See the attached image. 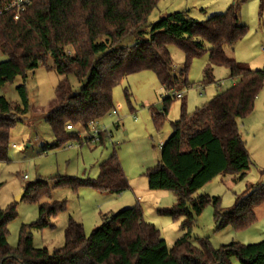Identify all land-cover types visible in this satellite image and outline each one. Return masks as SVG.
<instances>
[{"label": "trees", "instance_id": "obj_1", "mask_svg": "<svg viewBox=\"0 0 264 264\" xmlns=\"http://www.w3.org/2000/svg\"><path fill=\"white\" fill-rule=\"evenodd\" d=\"M11 1L0 0V9ZM157 1L29 0L16 19L13 9L0 14V54L7 57L0 61V87L17 76L22 79L15 87L18 103L0 96V161L7 160L11 127L30 108L27 74L45 65L48 57L53 70L62 76L55 87L54 102L43 111L55 139L50 148H57L67 139L81 142L78 133H71L66 124L86 130L89 121L99 120L114 109L112 90L126 75L148 69L166 91L173 90L189 84L191 60L207 51L201 82H212L213 68L223 66L234 83L190 113L182 101L179 117L170 122V135L160 144V160L144 173L149 189L168 190L177 196L172 206L158 208L157 213L179 221L182 235L167 247L159 229L143 219L137 203L103 215L88 236L80 223L68 220L63 245L49 252L32 246L30 231L51 225L49 217L64 205L42 202L38 219L22 224L16 246L10 247L6 225L16 216L15 205L10 204L0 208V264H233L234 260L264 264V238L213 247L208 236L191 237L196 219L208 205L213 209L216 230L230 227L240 231L254 223L253 210L264 202V182L249 185L226 209L220 206L218 196L197 194L217 176L243 178L251 165L239 120L252 113L255 98L264 87V71L253 70L225 52L226 46L233 48L245 35L247 27L239 22L235 3L204 20L180 10L149 24L148 15ZM169 44L184 54L178 73L173 71ZM68 74L79 81L78 91H72ZM173 99L164 95L162 108L151 113L157 130ZM100 138L102 141L104 135ZM49 183L40 179L28 183L22 198L36 201L47 196ZM53 183L74 190L90 187L101 193H121L129 188L114 149L99 163L96 178L57 176Z\"/></svg>", "mask_w": 264, "mask_h": 264}, {"label": "rangeland", "instance_id": "obj_2", "mask_svg": "<svg viewBox=\"0 0 264 264\" xmlns=\"http://www.w3.org/2000/svg\"><path fill=\"white\" fill-rule=\"evenodd\" d=\"M230 1L238 6L239 22L247 27V32L233 48L226 46L225 52L235 61L253 70L264 71V51L260 49L264 43V10H260L261 0ZM179 2H182V5L187 4L184 9L188 11L189 16L197 20H204L215 14L210 12L214 6L210 0H158L148 15L147 22L150 24L168 13L180 11L182 8L179 7L183 6H178ZM208 46L206 44L205 48ZM167 49L173 61V71L178 73L182 68L184 54L175 44L167 45ZM6 58L0 54V61ZM207 61V51L191 60L187 70L189 84L172 90L182 92L184 97L182 100L174 98L170 102L159 130L153 125L151 112L162 108L161 101L166 95V90L153 71L141 70L126 75L114 86L112 100L117 113L109 112L97 122L98 128L106 130L110 137L106 136L98 142L81 143L76 138L67 139L57 148H50L55 139L44 119L43 111L54 102L55 87L62 76L53 70L50 57L46 59L45 65L28 72L25 83L30 108L22 120L15 122L11 127L7 160L0 161V208L5 209L14 204L16 211L15 218L6 225L7 244L10 247L16 246L20 226L29 225L38 219V206L42 202H63L64 205L61 211L49 217L51 225L30 231L32 246L46 248L49 252L63 245L64 228L68 220L80 223L88 236L100 225L103 215L108 214L109 210L116 212L138 203L143 211V219L153 223L159 229L167 247H171L182 235V228L179 221L159 215L157 209L172 206L177 201V196L172 191L149 189L144 173L160 160V144L171 133L170 122L179 117L181 102L184 101L186 111L190 113L231 85L229 71L223 66H215L213 81L203 84L201 80ZM67 79L72 91H78L80 83L76 76L68 74ZM21 81V77L17 76L13 82L1 86L0 96L13 104L18 103L15 87ZM252 118H257L256 125L252 123ZM70 132L79 133L83 138L87 134L81 126H74ZM239 132L248 147H252L260 139L264 142V87L255 98L252 113L239 120ZM113 149L129 184L125 191L101 193L90 187L74 190L69 186L54 185L53 178L57 176L96 178L99 163L108 157ZM259 156L263 157L259 160L261 166L259 167L250 156L251 165L243 178L232 180L230 174L217 176L203 185L197 194L218 196L222 208L231 207L236 196L244 193L249 185L260 181L261 175L264 174V155ZM24 175L26 178H23ZM39 179L50 182L47 196L36 201L22 196L16 199L24 193L28 183ZM231 232L229 227L215 229L213 209L208 205L196 219L191 237L208 236L211 245L218 247L231 241ZM233 263L239 264L236 260Z\"/></svg>", "mask_w": 264, "mask_h": 264}, {"label": "crops", "instance_id": "obj_3", "mask_svg": "<svg viewBox=\"0 0 264 264\" xmlns=\"http://www.w3.org/2000/svg\"><path fill=\"white\" fill-rule=\"evenodd\" d=\"M210 1H212L213 2L212 4H214L212 10H210V12H213V13H218V12L222 13V12H224L226 10V8L228 6L231 5V3H230L231 1L230 0H210ZM202 5H200V7ZM178 6H183V7H179V8H182L181 10H186L184 8L187 7L188 5L187 4L182 5V2H179ZM233 83H234V80H232L231 84H233ZM183 97H184V95H182V98H180V99H183ZM185 108H186V106H185ZM251 121L255 125L258 122L257 118H252ZM258 143L255 142L252 147H250V146L248 147L247 143L245 141L246 149H247V151L249 153V156H251L253 158L254 162L257 165L259 164L258 166L260 167L262 163H259V160H262L263 157L259 156V154H263L264 155V142L260 139V141H258ZM257 144H258V146H255ZM233 178L234 177L232 175V180H233ZM259 180L260 181H258L257 183L264 182V174L261 175ZM257 183H255V184H257ZM114 212L115 211L109 210L108 214L109 213H114ZM253 213H254V216H255V221H254L253 224H251L247 228H245L243 230H240V231H235V230H233L231 228L232 232L229 235L231 241H237V242H240L242 244H247V243L256 242V241L261 240L262 238H264V202H262L261 204L256 206L254 208V210H253ZM191 233H192V231H191ZM194 238H196V237H194Z\"/></svg>", "mask_w": 264, "mask_h": 264}, {"label": "built area", "instance_id": "obj_4", "mask_svg": "<svg viewBox=\"0 0 264 264\" xmlns=\"http://www.w3.org/2000/svg\"><path fill=\"white\" fill-rule=\"evenodd\" d=\"M29 0H12L8 5H6L4 7L3 10L0 9V14L5 11V10H10V9H13L14 10V18H18L19 14L21 11H23L24 9V6L26 4H28ZM260 49L262 51H264V43L261 44L260 46ZM166 95L168 96H173V98H176V99H180L182 98V95L183 93L182 92H175V91H172V90H167L166 91ZM112 114H116V110L115 109H112L110 111ZM97 122L98 120H91L88 122V129H86V132L87 134L85 135V137H80L79 133V137L81 139V142H98L101 140V135H104V137H110V134L108 132H106V130H100L97 126ZM65 128L67 130H72L74 129V126L71 125V124H66L65 125ZM79 142V143H81ZM69 146H72V145H68ZM23 178H26V176L24 175Z\"/></svg>", "mask_w": 264, "mask_h": 264}, {"label": "water", "instance_id": "obj_5", "mask_svg": "<svg viewBox=\"0 0 264 264\" xmlns=\"http://www.w3.org/2000/svg\"><path fill=\"white\" fill-rule=\"evenodd\" d=\"M23 195V193L22 194H20L16 199H20L21 198V196Z\"/></svg>", "mask_w": 264, "mask_h": 264}]
</instances>
